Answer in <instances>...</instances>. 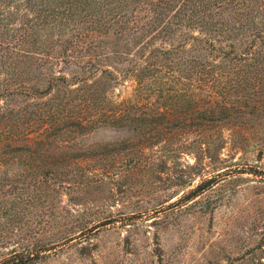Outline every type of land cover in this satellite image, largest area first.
Wrapping results in <instances>:
<instances>
[{
  "label": "trees",
  "instance_id": "16d2710c",
  "mask_svg": "<svg viewBox=\"0 0 264 264\" xmlns=\"http://www.w3.org/2000/svg\"><path fill=\"white\" fill-rule=\"evenodd\" d=\"M66 27L72 33L64 53L53 55L46 43ZM111 32L116 41L105 40ZM62 63L71 74L54 72ZM126 79L149 102L113 99L112 88ZM157 93L163 100H152ZM263 118L264 0H0V161H56L13 183L30 177L35 188L69 184L71 169L59 170L73 156L69 141L103 126L127 136L75 156L102 168L119 159L139 172L147 150L161 142L201 155L225 139L224 131L246 142L244 129ZM87 175L78 183L89 182ZM214 182L202 181L193 195ZM47 250H12L0 264H31Z\"/></svg>",
  "mask_w": 264,
  "mask_h": 264
},
{
  "label": "rangeland",
  "instance_id": "374dc122",
  "mask_svg": "<svg viewBox=\"0 0 264 264\" xmlns=\"http://www.w3.org/2000/svg\"><path fill=\"white\" fill-rule=\"evenodd\" d=\"M70 28H57L45 48L63 54ZM116 39L112 32L105 36ZM53 69L71 74L64 63ZM136 86L126 79L110 95L134 105L149 102ZM159 94L152 100H163ZM261 122L244 129L248 143L237 144L224 131L225 139L201 155L161 142L147 150L148 163L139 172L123 160L102 168L98 160L75 156L127 136L103 126L69 141L73 156L59 164L62 173L71 169L64 185L30 187V177L12 181L25 170L56 164L51 157L0 161V260L12 250L45 246L49 250L31 264H264V118ZM144 130L150 140L153 133ZM82 173L90 179L86 184L78 183ZM209 178L215 182L193 195ZM108 218L114 222L101 225ZM86 226L96 227L81 234Z\"/></svg>",
  "mask_w": 264,
  "mask_h": 264
}]
</instances>
